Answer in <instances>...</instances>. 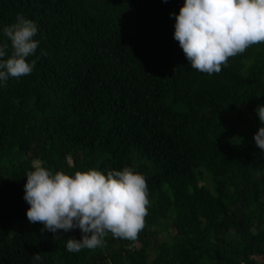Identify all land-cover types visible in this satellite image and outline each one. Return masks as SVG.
<instances>
[{
    "label": "trees",
    "instance_id": "obj_1",
    "mask_svg": "<svg viewBox=\"0 0 264 264\" xmlns=\"http://www.w3.org/2000/svg\"><path fill=\"white\" fill-rule=\"evenodd\" d=\"M184 0H0L37 28L29 75L0 83V264H264V43L211 75L174 39ZM53 174L130 167L148 186L135 241L70 253L79 228L29 223L35 161ZM174 230L160 241L162 226ZM41 229H44L42 232ZM139 244V246H137ZM39 253L40 261L33 255Z\"/></svg>",
    "mask_w": 264,
    "mask_h": 264
},
{
    "label": "clouds",
    "instance_id": "obj_2",
    "mask_svg": "<svg viewBox=\"0 0 264 264\" xmlns=\"http://www.w3.org/2000/svg\"><path fill=\"white\" fill-rule=\"evenodd\" d=\"M166 2V0H165ZM175 15L174 39L178 41L193 69L219 73L230 57L244 53L254 44L264 43V0H184ZM36 24L18 15L16 22L3 28L11 43L0 45V83L9 77L29 75L36 60L39 42L34 39ZM264 124V105L256 109ZM256 146L264 151V126L254 135ZM27 172L24 199L30 205L29 223H41L52 233L79 228L81 239L66 240L70 253L95 249L111 233L114 238L135 241L145 227L148 214V186L145 177L130 167L109 171H76L74 176L54 174L37 160ZM44 229H41L43 232ZM35 261L42 259L39 253Z\"/></svg>",
    "mask_w": 264,
    "mask_h": 264
},
{
    "label": "rangeland",
    "instance_id": "obj_3",
    "mask_svg": "<svg viewBox=\"0 0 264 264\" xmlns=\"http://www.w3.org/2000/svg\"><path fill=\"white\" fill-rule=\"evenodd\" d=\"M174 233V230L170 228L169 224L162 226V231L158 236V239L160 241H167L169 240V237L172 236ZM139 246V244L137 245Z\"/></svg>",
    "mask_w": 264,
    "mask_h": 264
}]
</instances>
